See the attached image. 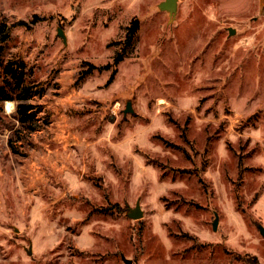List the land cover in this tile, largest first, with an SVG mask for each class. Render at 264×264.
Instances as JSON below:
<instances>
[{
	"label": "rangeland",
	"instance_id": "374dc122",
	"mask_svg": "<svg viewBox=\"0 0 264 264\" xmlns=\"http://www.w3.org/2000/svg\"><path fill=\"white\" fill-rule=\"evenodd\" d=\"M161 1L0 0V264H264V10Z\"/></svg>",
	"mask_w": 264,
	"mask_h": 264
},
{
	"label": "trees",
	"instance_id": "16d2710c",
	"mask_svg": "<svg viewBox=\"0 0 264 264\" xmlns=\"http://www.w3.org/2000/svg\"><path fill=\"white\" fill-rule=\"evenodd\" d=\"M137 28V20H131L126 30V41L132 39ZM120 59L121 54H117L114 57V62H118ZM12 65L11 61L2 62L0 55V105L5 100H14L16 102L15 116L19 122V131L31 133L41 124L36 116V110H34L35 105L30 100L34 94L41 96L44 89L31 91L32 85L36 86V83L30 77L27 80L23 62L18 63L17 67Z\"/></svg>",
	"mask_w": 264,
	"mask_h": 264
},
{
	"label": "water",
	"instance_id": "95a60500",
	"mask_svg": "<svg viewBox=\"0 0 264 264\" xmlns=\"http://www.w3.org/2000/svg\"><path fill=\"white\" fill-rule=\"evenodd\" d=\"M158 6L162 10H167L168 14L170 16H174V14L176 12V9H177V0H162L161 2H159ZM228 30H229V33L234 32L233 28H231V27H228ZM58 35L62 36L63 39L65 40V35L63 34V31H62L61 28H58ZM123 111L125 113L129 112V111H132L131 102L130 101L126 102V105H125V108H124ZM126 214L130 218H139L143 214V211L140 208L139 200L135 202L133 207H131L129 205H126ZM214 226H215V222H214ZM263 231L264 230L262 228V232ZM124 261L127 264H131L132 263V260L129 259V258H124Z\"/></svg>",
	"mask_w": 264,
	"mask_h": 264
},
{
	"label": "crops",
	"instance_id": "0c3cea01",
	"mask_svg": "<svg viewBox=\"0 0 264 264\" xmlns=\"http://www.w3.org/2000/svg\"><path fill=\"white\" fill-rule=\"evenodd\" d=\"M259 5L263 8V10H264V0H260L259 1ZM9 101V100H8ZM11 101V100H10ZM51 154H53V156H51V155H49V157L51 156V157H55L56 159L58 158V156H57V153H51ZM40 157H42V159L43 160H45V161H47L48 160V156L47 155H45V154H43V155H40ZM50 160H51V158H50ZM47 163V162H46ZM50 165H53V162L51 161V163H49ZM39 175H41V174H37L36 175V177L38 178L39 177ZM39 179V178H38Z\"/></svg>",
	"mask_w": 264,
	"mask_h": 264
},
{
	"label": "bare ground",
	"instance_id": "6f19581e",
	"mask_svg": "<svg viewBox=\"0 0 264 264\" xmlns=\"http://www.w3.org/2000/svg\"><path fill=\"white\" fill-rule=\"evenodd\" d=\"M6 107H7V108L10 107V101H6Z\"/></svg>",
	"mask_w": 264,
	"mask_h": 264
}]
</instances>
